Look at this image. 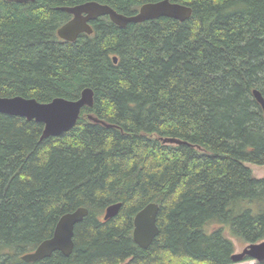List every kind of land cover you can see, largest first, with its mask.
<instances>
[{"label":"trees","instance_id":"16d2710c","mask_svg":"<svg viewBox=\"0 0 264 264\" xmlns=\"http://www.w3.org/2000/svg\"><path fill=\"white\" fill-rule=\"evenodd\" d=\"M87 1L0 0V96L95 92L59 136L0 113V264H233V238L264 240V177L249 166L264 165V0H172L191 17L101 16L62 39L72 15L60 7ZM94 1L133 15L158 0ZM152 202L160 232L142 248L134 218ZM79 207L71 255L22 259Z\"/></svg>","mask_w":264,"mask_h":264},{"label":"water","instance_id":"95a60500","mask_svg":"<svg viewBox=\"0 0 264 264\" xmlns=\"http://www.w3.org/2000/svg\"><path fill=\"white\" fill-rule=\"evenodd\" d=\"M16 3H26L34 0H9ZM61 10L73 15V18L65 22L59 29L58 35L67 41H75L81 33H93L90 21L100 16H109L110 19L121 27L129 23H140L162 16L185 21L191 17L192 7L172 0H158L144 3L139 11L133 15H127L114 9L108 4L98 1H87L74 6H63ZM117 56L114 61L117 62ZM94 90L86 87L82 90L78 99L56 97L49 102H41L34 97L25 96H0V113L26 117L44 124L42 139L50 136H59L71 130L81 117L85 106L94 104ZM254 94L264 111V96L261 91L255 89ZM164 142L182 143L180 139L168 137ZM122 203L109 205L105 210L104 219L108 220L116 216ZM160 205L156 202L147 204L134 218V241L142 248H147L159 234L157 217ZM89 210L86 207L67 212L59 219L52 237L42 241L33 251L22 255L26 262H34L50 257L55 251H61L69 256L74 250L75 226L81 222ZM233 264H240L248 260L264 262V240L250 242L241 252H235L232 256Z\"/></svg>","mask_w":264,"mask_h":264},{"label":"rangeland","instance_id":"374dc122","mask_svg":"<svg viewBox=\"0 0 264 264\" xmlns=\"http://www.w3.org/2000/svg\"><path fill=\"white\" fill-rule=\"evenodd\" d=\"M249 166L252 168L253 173L258 177H264V165H257V164H249ZM229 232V230L227 231ZM235 245H236V252H241L243 248L247 245L238 241L237 239L233 238ZM253 260H248L246 262L240 263V264H248L252 263Z\"/></svg>","mask_w":264,"mask_h":264},{"label":"flooded vegetation","instance_id":"af4514ba","mask_svg":"<svg viewBox=\"0 0 264 264\" xmlns=\"http://www.w3.org/2000/svg\"><path fill=\"white\" fill-rule=\"evenodd\" d=\"M100 17H101V16H100ZM100 17H98V18L95 19V20L90 21V24H91L92 27H94V22H95L96 20H98ZM72 18H73V15H72V17H71L70 19H72ZM70 19H69V20H70ZM69 20H68V21H69ZM79 36H80V35H79Z\"/></svg>","mask_w":264,"mask_h":264},{"label":"bare ground","instance_id":"6f19581e","mask_svg":"<svg viewBox=\"0 0 264 264\" xmlns=\"http://www.w3.org/2000/svg\"><path fill=\"white\" fill-rule=\"evenodd\" d=\"M117 25V24H116ZM119 26V25H118Z\"/></svg>","mask_w":264,"mask_h":264}]
</instances>
